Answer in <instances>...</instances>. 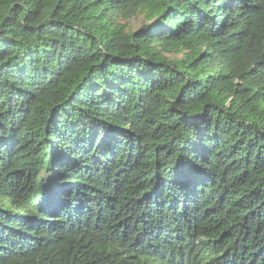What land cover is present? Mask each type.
<instances>
[{"label": "trees", "instance_id": "obj_1", "mask_svg": "<svg viewBox=\"0 0 264 264\" xmlns=\"http://www.w3.org/2000/svg\"><path fill=\"white\" fill-rule=\"evenodd\" d=\"M0 264H264V0H0Z\"/></svg>", "mask_w": 264, "mask_h": 264}, {"label": "rangeland", "instance_id": "obj_2", "mask_svg": "<svg viewBox=\"0 0 264 264\" xmlns=\"http://www.w3.org/2000/svg\"><path fill=\"white\" fill-rule=\"evenodd\" d=\"M144 22L142 15H137L136 17L132 19H122L121 23H125L126 26H128L130 29H136L138 26H140Z\"/></svg>", "mask_w": 264, "mask_h": 264}]
</instances>
